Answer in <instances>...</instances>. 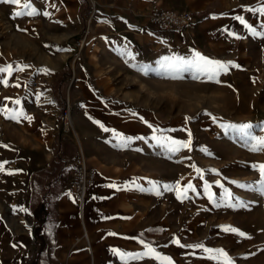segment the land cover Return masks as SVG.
<instances>
[{
	"label": "rangeland",
	"instance_id": "obj_1",
	"mask_svg": "<svg viewBox=\"0 0 264 264\" xmlns=\"http://www.w3.org/2000/svg\"><path fill=\"white\" fill-rule=\"evenodd\" d=\"M25 2L12 7L0 0V67L11 66L10 73H0V110L5 112L0 120L6 125L20 121L21 155H27L34 135L40 152L60 128L95 168L94 160L104 167L133 164L150 176L158 174L168 186L160 198L163 208H180L183 230L191 223L198 234L221 241L231 232L224 227L231 226L253 240L256 264H264V194L258 170L264 151L250 150L243 135L264 137V35L254 36L243 25L225 38L203 36L160 47L135 33L120 36L109 29L74 34L67 25L61 33L41 0H31L35 14L15 16L26 11ZM262 5L264 0H256L255 9ZM253 12L246 3L245 21L264 33V14L255 11L253 19ZM222 23L209 28L220 29ZM195 52L229 65L219 82L188 73L173 79L157 71L163 57L190 59ZM50 60L58 66L52 67ZM66 64L72 68L65 91L68 106L72 113L78 111L79 124L87 131L82 144L68 106L62 122L54 120L50 107L55 104L52 85ZM19 113L23 115L11 118ZM229 125L252 127L237 131ZM154 137L162 143L168 138L191 143L171 152ZM189 183L193 187L185 192ZM205 185H211L219 207L209 200ZM224 189L233 199H221Z\"/></svg>",
	"mask_w": 264,
	"mask_h": 264
},
{
	"label": "crops",
	"instance_id": "obj_2",
	"mask_svg": "<svg viewBox=\"0 0 264 264\" xmlns=\"http://www.w3.org/2000/svg\"><path fill=\"white\" fill-rule=\"evenodd\" d=\"M41 1L61 33L67 25L74 34L109 29L121 32L120 36L135 33L160 47L238 33L243 24L236 17L245 20L246 3L253 6V19L256 14V0ZM154 4L193 12L195 21L185 29L161 30L148 21ZM216 21L223 22L220 29L209 28ZM50 62L52 67L58 66ZM61 70L51 88V98L57 101L50 105L56 122L63 121L61 108L66 112L69 105L65 91L70 77L56 84ZM70 97L77 100L73 92ZM99 104L107 106L100 100ZM78 115L77 110L69 112L81 143L87 140V131ZM4 116L0 110V117ZM20 138V121L6 125L0 120V264H168L156 254L170 258L171 264H218L210 258L213 253L204 249H223L232 264H256L253 240L230 232L220 241L198 234L191 223L183 230L180 208H163L164 181L158 174L150 176L133 164L104 167L94 160L97 178L79 202L68 186L72 162L84 154L81 147L57 128L40 152L34 135V144L22 156ZM247 242L252 243L250 249L245 248ZM146 246L155 254H145ZM113 250L138 255L122 260Z\"/></svg>",
	"mask_w": 264,
	"mask_h": 264
},
{
	"label": "snow or ice",
	"instance_id": "obj_3",
	"mask_svg": "<svg viewBox=\"0 0 264 264\" xmlns=\"http://www.w3.org/2000/svg\"><path fill=\"white\" fill-rule=\"evenodd\" d=\"M4 2L12 4V5H18L20 4V0H4ZM23 7L26 9V11H19L15 12V16H22V15H33L36 13V10L32 8L31 3L25 2ZM255 11L264 14V5H262L260 8L256 9ZM47 14V13H45ZM237 20L240 21L241 24H243L248 31L254 35H264V33L257 32L256 29L249 25L243 17H236ZM230 35H233V33H229ZM159 68L157 71L161 72L162 74L168 76L169 78H178L181 77L182 74L188 73L192 75L193 79H199L201 77H206L208 80H213L216 82H219L217 80V77L222 73L226 72L228 70V64L218 61V60H212L208 57H205L201 55L198 52H195L192 56V58H184L179 56H165L160 61H158ZM238 67V66H237ZM11 66L7 67H0V73H10ZM6 83V81H4ZM15 103L19 104L20 102L17 100ZM18 115H23V113H19L17 115H13L11 118H18ZM26 119L31 120V117H25ZM229 128H235L237 131H241L243 129H250L251 125H239V126H226ZM107 131V129H105ZM244 138L247 140L248 144L250 145V150L252 151H264V137H255L252 136L250 132H244ZM154 139H157V143L161 144V140L159 138L154 137ZM122 142L126 143L127 141L122 138ZM191 141H177L173 140L171 138L166 139L163 141L162 146L166 147L168 151L171 152H178L181 148H188L190 146ZM7 163V162H4ZM254 168H257L256 165H253ZM3 165L0 164V170H2ZM258 170L261 174L262 180L260 181V188L262 194H264V164H261L258 166ZM197 173H200V169H196ZM202 178V175H201ZM134 183V182H133ZM233 183H236L233 181ZM217 185L221 188H223V185L220 184L219 181H217ZM240 187H251V185H239ZM113 187H115L113 185ZM166 189L168 188L167 185L164 186ZM193 186L191 183L187 185V188L185 189V192L188 189H191ZM211 188V185H205V190L209 192V200L213 201L215 206L219 207L220 205L215 202L213 199V194L209 191ZM179 198V193H178ZM221 199H227L231 200L233 197L231 196V193L228 192L226 189H224L223 194L221 196ZM230 206H236V205H230ZM239 206H243L240 204ZM224 231H231L233 233H237L240 236H245V233L240 232L238 229L232 228L231 226H226L223 229ZM109 235H115L114 233H109ZM175 243L179 244V240L174 241ZM148 248L147 253L145 254H155V250L152 249L150 246H146ZM194 247L203 248V245H195ZM206 252L213 253V255L210 257L211 259H214L218 262V264H232L231 258L228 256V254L223 249H204ZM114 253L120 255L121 259L125 258H135L138 254H132V253H123L119 250H113ZM157 258L167 261L168 264H171L170 258L167 257H159L158 254Z\"/></svg>",
	"mask_w": 264,
	"mask_h": 264
},
{
	"label": "built area",
	"instance_id": "obj_4",
	"mask_svg": "<svg viewBox=\"0 0 264 264\" xmlns=\"http://www.w3.org/2000/svg\"><path fill=\"white\" fill-rule=\"evenodd\" d=\"M148 21L161 30H181L191 26L195 21V16L190 11H177L160 4H154L148 13ZM52 102L57 103L54 98H52ZM67 112L68 114L70 112L69 106ZM96 178V168L89 164L84 154H79L72 162L68 192L76 200L83 202L87 189L94 184Z\"/></svg>",
	"mask_w": 264,
	"mask_h": 264
},
{
	"label": "trees",
	"instance_id": "obj_5",
	"mask_svg": "<svg viewBox=\"0 0 264 264\" xmlns=\"http://www.w3.org/2000/svg\"><path fill=\"white\" fill-rule=\"evenodd\" d=\"M72 75V70L69 66V64H67L60 72L59 76H58V80L56 82V84L59 86V84H62L66 78L70 77ZM65 115V108H61L60 114H59V118H63V116Z\"/></svg>",
	"mask_w": 264,
	"mask_h": 264
}]
</instances>
